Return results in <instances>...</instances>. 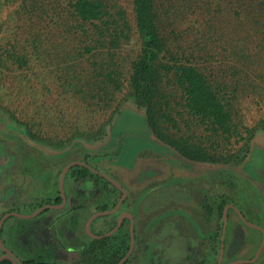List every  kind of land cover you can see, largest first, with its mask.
Returning a JSON list of instances; mask_svg holds the SVG:
<instances>
[{
	"label": "trees",
	"instance_id": "trees-1",
	"mask_svg": "<svg viewBox=\"0 0 264 264\" xmlns=\"http://www.w3.org/2000/svg\"><path fill=\"white\" fill-rule=\"evenodd\" d=\"M128 3L133 11L132 24L127 17V6L121 0H4V4L18 17L17 25L20 27L17 31L21 30L27 38H13L7 48L0 45V84L6 70L23 71L32 66L33 45L37 59H45L47 65L56 64L53 71L58 75L60 87H64V91H73L86 100L89 107L107 112L113 103H120L121 98L125 102L133 101L146 109L144 123L149 125L148 128L192 161L217 163L231 160L234 156L244 157L245 148L248 144L250 146L254 133L247 126L245 131L251 135L249 138L240 132L239 110L244 104L243 99L251 91L264 101V0H128ZM219 14L231 15L236 23L232 27L235 30L218 31L212 44L208 42L212 39L208 28L219 19ZM185 19L188 20L187 25ZM132 30L140 41V48L133 58L130 57L131 64L126 71L116 51L122 44H130ZM61 32L67 37L59 40ZM53 48L58 51L54 52ZM42 52L49 57L44 58ZM216 57L228 59V62L210 69L208 59ZM123 89L127 92L119 97ZM176 105H181L189 116L185 121L203 127L206 132L209 131V137L223 139L224 143H218V140L205 145L189 142L183 136H174L169 126L166 128L164 124L177 128V120L173 116ZM114 116L113 112L108 119L95 126H83L80 131L71 132L66 140L57 136L52 139L68 147L75 139L91 142V137L104 138ZM178 116H181L180 112ZM261 121L264 124V118ZM7 122L0 117V149L4 142L9 141L8 135L13 131L12 124ZM22 126L26 127V133L33 140L47 136L37 133L33 129L34 123H22ZM238 135L242 145L232 152L229 148L233 143L231 139ZM26 142L30 143L29 140ZM36 142L44 145L41 141ZM122 149L123 139L120 137L114 153L94 157L87 155L86 162L94 166L88 159H113L122 153ZM212 172L215 176L210 175L208 190L214 206L205 209V212L206 215L214 210L217 212L218 231L212 239L214 247L197 264L218 263L223 211L229 203L226 190L222 192L221 189L235 187L241 179L225 169ZM88 174L95 175L105 186L113 187L122 195L111 182L86 166L75 165L68 172V176L77 175V179H85ZM123 174L119 171L111 174L125 188L128 197L112 215L113 224L106 232L117 226L121 212L136 210L138 198L134 195L137 192L132 189L133 182H128V177H123ZM212 178L218 179L211 182ZM245 182L242 185L244 189L247 187ZM145 185L146 182L142 187ZM151 187L142 191L147 195L153 189ZM112 192L115 193L114 190ZM106 203L98 210L112 209L117 200L111 196ZM108 217L111 215L103 218ZM126 221L129 222V219ZM124 224L110 236L101 239L89 237L78 257L69 260V264H118L130 250V229L128 226V234L125 235ZM149 237L139 238L136 232L134 250L124 264H142L139 255L141 248L151 243ZM65 260L66 256L62 258V261ZM43 261L39 257L24 260L23 263L50 264ZM0 264L13 262L3 259Z\"/></svg>",
	"mask_w": 264,
	"mask_h": 264
},
{
	"label": "rangeland",
	"instance_id": "rangeland-1",
	"mask_svg": "<svg viewBox=\"0 0 264 264\" xmlns=\"http://www.w3.org/2000/svg\"><path fill=\"white\" fill-rule=\"evenodd\" d=\"M121 1L124 6H127V17L132 24L133 11L131 10V5L128 3V0ZM9 8L8 5L4 4V0H0V45L3 48L9 47L8 44L13 38H22L23 40L27 38V35H23L21 30L17 31L20 27L17 25L18 17ZM232 20L233 17L231 15L219 14V19L211 23L212 27L208 28V32L211 33L209 36L212 38L208 42L213 44L218 31L231 30L236 24ZM185 23L186 25L188 24L187 19H185ZM232 30H235V27ZM17 33L18 35L14 37ZM60 35L62 37H58L59 40L67 37L63 32ZM33 47L32 45L31 50L34 55L32 66L23 71L19 69L6 70L1 77L0 117L4 121L7 120V123L13 126V131L7 135L10 138L9 143L12 144L11 147H13L15 155H2L0 153V219L11 212L30 215L39 208L52 204L55 196L59 193L60 177L64 166L72 162L88 164L86 162L87 155L94 157L114 153L121 137L123 139V149L118 157L113 159L106 157L101 160L88 159V162L90 163L91 161L95 169L111 178H113L111 176L113 172L119 171L124 173L123 177L126 175L128 182H133V190L139 188L140 182H144L147 179L148 181L142 190L151 186L154 187L156 183L154 175L157 172L167 170L170 162L172 164H182L188 161L189 163L193 162L198 168L200 165L205 166V176L194 178L189 175L190 177L188 178H182L180 183L168 184L157 190L155 194H152L151 198L147 201V210L153 211L151 214L149 211L150 216L149 214L146 216V227L144 226L142 232L137 231V234L139 238L143 239L147 235H150L152 236V241L148 245L147 252L145 251L146 254L141 259L142 264H152L160 252H162V256H165V252L171 251L170 248L168 251L166 250L167 244L164 237L170 240H172L173 236L184 239V235L189 234L196 251L202 246V251L197 257L205 254V251L208 252L210 247H214L215 244L212 242V239L217 234V226L219 224L217 212L214 210L210 215H206L207 219L204 221L205 209L214 206L208 192V188L210 187L209 172L211 177L215 176V172H212V170L220 171L225 169L246 181V189L242 188L244 181L240 179L237 186L221 190L222 192L226 190L229 196V203L241 207L250 220L257 221L256 214L259 213L258 207L263 209L260 191L258 190L259 187L257 188V186H264V167L261 170H256V164L248 166L250 162L258 161H261L264 165V124L261 121L264 118V101L256 93L251 91L250 95L243 99L244 104L239 110L240 118L238 122L240 132L243 136L249 138L251 135L245 131V126H247L254 133L250 146L248 144V147L245 148V156H234L231 160L217 163L196 162L183 156L174 146L153 132L150 127V133L146 135L144 132V119L147 118L146 109L137 106L133 101L129 100L125 102L121 98L119 100L120 103H113L107 112H103L89 107L87 101L80 98V96L78 97L73 91H64V87H60L61 83L57 78V73L53 71L56 64L47 65L45 59L43 61L37 59L35 48ZM139 48L140 41L134 30H132L130 44H122L116 51L119 62L123 65V70L127 71L130 67L132 60L130 57L133 58L137 51H139ZM53 51L57 52L58 49L53 48ZM42 54L44 58L49 57L45 52H42ZM216 58L208 59V67L210 69H214L213 67L215 66L217 68L223 62H228V59ZM128 77L129 73L127 74V89L129 88ZM127 89L125 91L123 89L119 97H123ZM120 104L122 105L119 111ZM6 112H10V114ZM113 112L115 116L108 126V135L104 138L91 137V142L75 139V144L73 143V145L68 147L61 146L60 142H58L59 140L52 139L54 136H57L66 140L71 132L80 131L83 126L86 127L87 125L95 126L100 121L108 119ZM179 112L181 116H178ZM173 116L177 120V123H174L177 128L167 123L164 126L166 128L169 126L174 136H183L189 139V142L205 145L218 140V143H224L223 139L209 137V131L206 132L203 127L195 126L189 121H185L189 116L181 105L174 106ZM22 123H34L33 129L37 133H45V136H47L33 140L26 133L27 129L25 126H22ZM146 125L148 124L146 123ZM178 126H180V130ZM25 139L29 140L30 143L26 142ZM36 141H41L44 145H39ZM136 141L140 145L144 144L145 146L141 147L142 153L140 151V154L142 155L135 153L139 149V146H135L133 151L130 149L129 153L127 151L129 144H135L137 143ZM231 141L233 143L229 145V148L232 152L238 150L242 145L241 136L239 135L233 137ZM137 156H141L143 160H137ZM88 176L89 178L84 182L89 181L93 184H98L97 182H99L102 185L103 181L95 175L88 174ZM158 179L167 180L169 178L166 175ZM215 179L212 178L213 181L211 182L217 181L218 178ZM199 181H203L202 183L206 184V186L201 185ZM74 184L75 182L71 180L70 185L73 186ZM111 196L117 202L121 199L119 193L110 194V192H105L104 200L100 198V201L103 203L100 204L103 206L108 204L106 202ZM61 210H58V213L62 212ZM54 213L57 212L48 211L47 215H53ZM64 215H66L65 212ZM231 216L233 217L228 221L227 243L222 264L254 259L262 240L259 230L245 227L235 217L236 214L233 211L231 212ZM65 222L66 219H63L59 222V225ZM19 223L20 218L18 216H11L7 221L3 232V241L7 248H16L17 236L20 233L18 231ZM157 228L159 237L158 240H155L154 230H157ZM138 229L140 230L139 226ZM147 230L148 233L145 234ZM24 232L23 236H26L28 232ZM125 232V235L128 234L127 227ZM203 242H205L204 245H202ZM17 250L23 260L31 259V257H34L38 253L35 244L28 247L25 242L19 243ZM195 253L193 252V254ZM4 255L5 252L0 249V258ZM59 260L50 259L48 263L55 264ZM247 264H264V250L255 262Z\"/></svg>",
	"mask_w": 264,
	"mask_h": 264
},
{
	"label": "crops",
	"instance_id": "crops-1",
	"mask_svg": "<svg viewBox=\"0 0 264 264\" xmlns=\"http://www.w3.org/2000/svg\"><path fill=\"white\" fill-rule=\"evenodd\" d=\"M144 132L146 133V135H149L150 133L149 128L145 123H144ZM140 142L142 141L140 140ZM135 146H139V149L135 153L136 154L139 153V155H142L140 154V151L142 150L141 147H143L144 144L140 145L138 142L135 144L134 143L129 144V147L127 148L128 153L130 149L131 151H133ZM135 153L134 155H136ZM136 159L143 160L141 156L139 157L137 156ZM185 162L186 163H182V164H172V162H170L167 170H165L164 172L162 171L157 172L154 175V181L156 183L153 189L149 191L147 195L145 192L142 191L143 187L141 188V185H143V181L140 182L139 184L140 187L133 190L134 192H137L134 195L135 198H138L136 199L138 201L136 205V210L134 212H129L128 210L121 212L118 216L117 224L119 222V218L121 215L131 214L134 219L133 220L134 236L136 239V232L137 231L142 232V229L144 228V226L146 227V224H147L146 216L149 214V211H150V214L153 211V210H147V207H146L147 201L151 198L152 194H155L157 190L167 186L168 184H172L176 182L180 183V180L182 178H188L190 176L194 178H197L198 176H201V177L205 176V166L200 165V167L198 168L197 166H195V164H193V162L192 163H189L188 161H185ZM261 164L263 165V163ZM160 173H163V174H160ZM166 175H168L169 179L167 180L158 179L159 177L166 176ZM208 176L210 179V173ZM88 178H86V180ZM70 181H71L70 177L68 176L65 181V185H64L65 190L70 193L68 194V192H66L67 197H69L67 206H65L64 208H58V209L54 208L50 210L52 212H55V211L57 212V213H54L53 215L48 216L46 213L42 216H39L37 218L38 220L37 219L35 220L34 222L35 224L32 226V228L26 230L28 232L26 233L27 235L23 236L25 232H23V230L21 229L18 235L19 237L17 236V240H16L17 245L21 242L27 243L28 247L32 244H35L38 249V252L42 251L43 249L49 250L50 252H49L48 257L51 260H53V257L56 256V254L57 255L61 254L62 258L66 256L67 260L65 261H62V258H60L59 262L62 264H69L70 262L69 260H73V258L78 257L77 256L78 252L84 248V246L86 245L87 239L89 237L94 238L89 234L87 230V223L89 219L93 215L99 212L109 211V210H98V208L101 206L100 203H103L102 201H100L101 199L98 200V197H97L102 192V188L105 189L106 187V190L108 192H112V190H114L115 194H118V192L113 187L105 186L103 184L100 185L99 182H97L98 184H93L89 181H86L82 183H77L78 184L77 186L75 183L72 186L70 185ZM202 182L199 181L201 185L206 186V184H203ZM75 187L79 188V193L77 194H75V192L77 191V188ZM113 193L114 192H112V194ZM88 200H95V202L91 203V206L88 207L89 205L87 202ZM60 209H62L61 210L62 212L59 211L60 213H58V210ZM64 212L66 213V215H64ZM116 213L117 212L108 214V215H111V217H108V218H103L108 215H103V216H99L98 218H96L91 224V232L99 236H104L105 234H107L106 233L107 229L109 228V226H112L113 221H114V217H112V215ZM63 219H66V222L59 225V222H61ZM126 220L127 219L124 218V221H123L125 223L124 225L125 227L129 226V229L131 231V220L129 219L130 223L127 222ZM138 226L140 227V230L138 229ZM154 231H155V236H156L155 240H158V237H159L158 228L157 230L155 229ZM147 233H148V230L145 231V234ZM151 237L152 236H150L149 238ZM164 238H165V243L167 244L166 250L168 251L170 248L171 251L165 252L166 254L165 256H162V252H160L158 254L159 256L158 255L156 256V259H155L156 262L155 260H153L152 264H168L170 263L168 262L170 259L174 261L171 264H196L200 261V259L198 260V258L200 257H197V256H199V253L202 251L201 250L202 246L201 247L198 246L199 250L196 251L195 245L193 241L191 242L192 238L190 237L189 234H185L184 239H180L179 237H174V236L172 237V240L168 239L167 237H164ZM96 239H101V238H96ZM212 242L214 243V241ZM192 247L194 248V250ZM16 249H17V246H16ZM210 250H212L211 247L209 251ZM193 252H196V253L193 254ZM38 254L39 253H37V255ZM37 255H35L34 257H36ZM19 258L23 260L20 254H19Z\"/></svg>",
	"mask_w": 264,
	"mask_h": 264
},
{
	"label": "flooded vegetation",
	"instance_id": "flooded-vegetation-1",
	"mask_svg": "<svg viewBox=\"0 0 264 264\" xmlns=\"http://www.w3.org/2000/svg\"><path fill=\"white\" fill-rule=\"evenodd\" d=\"M24 143V142H23ZM11 145L12 144H10L9 143V141L7 140L6 142H4V144H3V147L0 149V152H1V154L3 155H12V156H14L15 155V153H13L14 152V150H13V147H11ZM10 153V154H9ZM252 164H256V165H258L257 167H255V168H257L256 170H261L263 167H264V165H262L261 164V161H258V162H250V164H248V166L250 167ZM89 165V164H88ZM89 166H91V165H89ZM66 166H64L63 167V169L65 168ZM93 168H94V166H92ZM73 168V167H72ZM71 168V169H72ZM70 169V170H71ZM69 170V171H70ZM63 171V170H62ZM67 177H68V174L66 175V178H65V181H66V179H67ZM69 177H71V179L70 180H73L75 183H76V186L78 185L77 183H82V182H84L85 180H86V178L85 179H77V175L74 177H72V176H69ZM89 177V176H88ZM87 177V178H88ZM148 180H146V181H144V182H147ZM144 182H143V184H144ZM136 184V183H135ZM114 185V184H113ZM107 186V185H106ZM115 186V185H114ZM142 186V185H141ZM116 187V186H115ZM259 187V188H258ZM75 188H77V187H75ZM117 188V187H116ZM124 188V187H123ZM132 188H134V187H132ZM257 188H258V190L260 191V197H261V205H262V207H263V209H260L259 207H258V211H259V213L258 214H256V216H257V221H255V220H250L248 217H247V215H246V213L244 212V210L241 208V207H239V206H234L232 203H228V204H226L225 205V207H224V211H225V209L228 207V221L230 220V218L231 217H233V216H231V212L233 211V212H235V214H236V216L235 217H237L239 220H240V222L242 223V224H244V226L245 227H250V228H254V229H256V230H259L260 231V234H261V237H262V240H261V242H260V246H261V244H262V242H263V239H264V223H263V221H264V214H263V212H264V186H257ZM118 189V188H117ZM64 190H65V188H64ZM124 190H125V188H124ZM126 191V190H125ZM66 192H68V191H66L65 190V196H66V201H65V203L63 204V198H62V196H61V191H60V183H59V193L55 196V199H54V201L52 202V204H47V205H45V206H52V207H50V208H46V209H44V210H42L40 213H38L36 216H34V217H31V218H20L19 216H18V218H20V223L18 224L19 225V229H18V231H20L21 229L23 230V232L24 231H26V230H28V229H31L32 228V226L35 224L34 222H35V220L39 217V216H42V215H44V214H46L48 211H50V210H52V209H54V208H64L65 206H67V204H68V200H69V197H67V194H66ZM105 192H108L107 190H106V187H105V189L104 188H102V192L100 193V195H98L97 197H98V200H100V198H103L104 197V194H105ZM77 193H79V188H77V191L75 192V194H77ZM122 193V192H121ZM127 193V192H126ZM68 194H70L69 192H68ZM121 197H122V195H121ZM127 197H128V193H127ZM127 197H126V199H127ZM96 199V198H95ZM125 199V200H126ZM97 200V201H98ZM88 202V207L89 206H91V203H93V202H95V200H88L87 201ZM45 206H43V207H45ZM43 207H41V208H43ZM41 208H39V209H41ZM203 208H205V206H203ZM38 209V210H39ZM263 210V211H262ZM37 211V210H36ZM35 211V212H36ZM224 211H223V224H222V229H221V237H220V251H221V244H222V238H223V230H224ZM34 212V213H35ZM13 213H16V212H11V213H9V214H13ZM240 213L243 215V217L244 218H242L241 216H240ZM17 214H19V213H17ZM7 215V214H6ZM23 215V214H22ZM30 215H32V214H30ZM5 216V215H4ZM4 216H2L1 217V219L4 217ZM11 216H16V215H11ZM11 216H9L6 220H5V222H4V225H3V227L5 228L6 227V224H7V221H8V219L11 217ZM37 217V218H36ZM44 218V217H43ZM126 219H129L128 217H125ZM1 219H0V221H1ZM28 219H31V220H28ZM207 218H206V212L204 213V221L206 220ZM245 219V220H244ZM38 220V219H37ZM228 221H227V224H226V235H225V237H224V243H225V245H226V243H227V228H228ZM28 223H30V224H28ZM3 227H2V232H1V238H2V242H3V244H4V246L7 248V246H6V244L4 243V241H3ZM40 230V229H39ZM110 232V231H109ZM106 233H108V232H106ZM19 235V234H18ZM130 236H131V231H130ZM19 237V236H18ZM131 241V240H130ZM135 243H136V239H135ZM205 244V242H203L202 243V245H204ZM224 245V254H225V249H226V246ZM12 246V245H11ZM16 246H17V244H16ZM260 246H259V248H260ZM9 247V246H8ZM134 247H135V244H134ZM264 248V247H263ZM0 249L1 250H3V248L0 246ZM7 249H9L12 253H14L17 257H18V259L20 260V261H24V260H21L20 258H19V252H18V250L16 249V248H13V247H11V248H7ZM212 249V248H211ZM133 250H134V248H133ZM147 250H148V245H145V247H143V248H141V252H140V255H139V259L141 260L142 258H143V256L146 254V252H147ZM259 250V249H258ZM264 250V249H263ZM262 250V251H263ZM4 251V250H3ZM146 251V252H145ZM203 251H205V250H203ZM49 250H47V249H43L42 251H39L38 253V255L36 256V257H31V259H38L39 257H42L43 259H44V261H43V263L44 262H48L50 259H49ZM133 252V251H132ZM209 252V251H208ZM208 252H206L205 251V254H203V255H200V258H198V260L199 259H201V257L202 256H204V255H206ZM258 252V251H257ZM6 254V253H5ZM257 254V253H256ZM159 256V255H158ZM54 257H55V259H54ZM53 257V260H59L60 258H62V255L61 254H59V255H57L56 254V256H54ZM219 257H220V252H219ZM224 257L225 256H223V259H224ZM219 259V258H218ZM28 260V259H27ZM257 260V259H256ZM255 260V261H256ZM254 261V262H255ZM168 262H170L169 264H171L172 262H174V261H172V259H170ZM222 262H223V260H222ZM55 264H62V263H59V262H55ZM218 264V263H217Z\"/></svg>",
	"mask_w": 264,
	"mask_h": 264
},
{
	"label": "water",
	"instance_id": "water-1",
	"mask_svg": "<svg viewBox=\"0 0 264 264\" xmlns=\"http://www.w3.org/2000/svg\"><path fill=\"white\" fill-rule=\"evenodd\" d=\"M75 165H82V166H86L88 167L92 172H94L95 174H98L102 177H104L105 179H107L109 182H111L112 184H114L121 192H122V197L121 199L119 200V202L116 204V206L112 209V210H109V211H103V212H99L95 215H93L88 223H87V230L89 232V234L94 237V238H102L104 236H110L111 234H113L114 232H116L123 224V221H124V218L125 217H128L130 220H131V245H130V250L129 252L127 253V255L118 263V264H124L127 259L129 258V256L131 255L132 251H133V248H134V244H135V236H134V222H133V216L131 214H123L120 216L119 218V222L117 224V226L110 232H108L107 234H105L104 236H99V235H95L94 233L91 232V224L92 222L98 218L99 216H103V215H108V214H112V213H115L117 212L121 205L123 204V202L125 201L126 197H127V193L126 191L124 190L123 186L117 182L116 180H114L113 178H111L110 176L98 171L97 169L93 168L92 166H89L88 164L86 163H83V162H72L70 164H68L62 171L61 173V177H60V191H61V196L63 198V204L65 203L66 201V196H65V190H64V185H65V178H66V175L68 173V171ZM52 206H45L39 210H37L35 213H33L32 215H22V214H17V213H13V214H7L5 215L1 221H0V246L3 248L4 252L6 253L4 256H2L0 258V262L3 260V259H9L13 262V264H24L22 261H20L18 259V257L12 253L10 250H8L3 242H2V238H1V232H2V227L4 225V222L5 220L11 216V215H16V216H19L20 218H31V217H34L36 216L38 213H40L42 210L46 209V208H50ZM240 216L242 218L243 215L240 213ZM245 220V219H244ZM227 221H228V207L225 209L224 211V230H223V238H222V244H221V251H220V257H219V260H218V264H222V260H223V256H224V237L226 235V224H227ZM264 232V231H263ZM263 247H264V239H263V242L255 256L254 259L252 260H249V261H235V262H232L230 264H247V263H252L254 262L256 259H258V257L260 256L262 250H263Z\"/></svg>",
	"mask_w": 264,
	"mask_h": 264
}]
</instances>
